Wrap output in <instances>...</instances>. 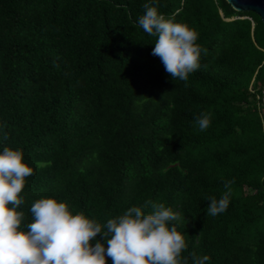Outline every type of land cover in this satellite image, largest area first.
<instances>
[{
  "label": "trees",
  "instance_id": "obj_1",
  "mask_svg": "<svg viewBox=\"0 0 264 264\" xmlns=\"http://www.w3.org/2000/svg\"><path fill=\"white\" fill-rule=\"evenodd\" d=\"M151 2L0 0V151L21 149L34 170L18 210L26 224L53 197L103 226L163 203L181 214L189 264H264V23L225 0H155L202 49L174 80L138 23ZM225 181L229 205L211 216Z\"/></svg>",
  "mask_w": 264,
  "mask_h": 264
},
{
  "label": "clouds",
  "instance_id": "obj_2",
  "mask_svg": "<svg viewBox=\"0 0 264 264\" xmlns=\"http://www.w3.org/2000/svg\"><path fill=\"white\" fill-rule=\"evenodd\" d=\"M154 5L155 0L145 3L139 26L157 38L151 54L160 58L170 77L186 81L200 67L198 34L186 24L166 19ZM210 122L211 113L196 118L201 131ZM33 174L21 149L0 151V264H106V257L113 264H189L188 257L181 255L188 247L185 237L172 223L181 214L163 203L146 202L143 207L151 204L153 209L148 214L132 206L102 226L82 212L73 214L66 202L41 197L31 204L32 219L25 224V212L18 209L25 203L21 195L25 179ZM233 182L225 181L226 191L219 200L207 198L209 215L227 209ZM189 256L192 264H206L210 259L195 253Z\"/></svg>",
  "mask_w": 264,
  "mask_h": 264
},
{
  "label": "water",
  "instance_id": "obj_3",
  "mask_svg": "<svg viewBox=\"0 0 264 264\" xmlns=\"http://www.w3.org/2000/svg\"><path fill=\"white\" fill-rule=\"evenodd\" d=\"M237 11H251L256 13L264 23V0H225Z\"/></svg>",
  "mask_w": 264,
  "mask_h": 264
},
{
  "label": "built area",
  "instance_id": "obj_4",
  "mask_svg": "<svg viewBox=\"0 0 264 264\" xmlns=\"http://www.w3.org/2000/svg\"><path fill=\"white\" fill-rule=\"evenodd\" d=\"M262 93H263V96H262V103H263V106H264V88L262 90ZM263 112H264V107H263Z\"/></svg>",
  "mask_w": 264,
  "mask_h": 264
}]
</instances>
